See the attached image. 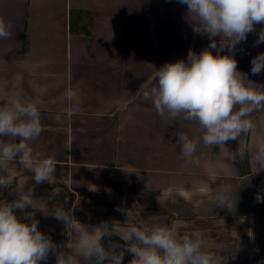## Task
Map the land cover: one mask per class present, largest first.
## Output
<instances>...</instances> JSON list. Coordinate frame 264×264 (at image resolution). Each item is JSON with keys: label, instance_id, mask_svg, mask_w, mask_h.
<instances>
[{"label": "crops", "instance_id": "1", "mask_svg": "<svg viewBox=\"0 0 264 264\" xmlns=\"http://www.w3.org/2000/svg\"><path fill=\"white\" fill-rule=\"evenodd\" d=\"M69 11L90 15L89 35L70 33ZM0 17L12 32L0 39V98L13 92L24 101L40 98L44 131L29 143L57 161L51 184L36 185L18 163L0 168L8 182L0 202L23 196L30 205L16 214L34 216L38 230L57 245L76 241L52 216L57 204L72 210L89 231L109 221L120 232L126 221L120 208L130 209L141 223L167 225L181 235L200 233L216 264H264V202L256 201L264 190V169L252 159L264 144V111L251 115L253 133L225 147L201 141L194 155L199 162L189 164L176 133L192 138L203 130L195 121L162 118L139 94L154 84L152 74L165 63L187 59L190 51L198 54L211 42L194 31L187 5L177 0H0ZM261 27L255 25L234 52L238 70L257 87L264 86V71L253 75L251 60L264 52V43L256 44ZM212 39L219 45L220 37ZM68 89L80 101L74 115L65 98ZM133 95L135 101L122 110ZM226 187L236 202L234 211L216 206L217 193ZM54 190L59 193L50 199ZM111 240L121 247L125 243L118 235ZM131 259L126 252L123 264ZM55 260L50 254L42 264Z\"/></svg>", "mask_w": 264, "mask_h": 264}, {"label": "clouds", "instance_id": "2", "mask_svg": "<svg viewBox=\"0 0 264 264\" xmlns=\"http://www.w3.org/2000/svg\"><path fill=\"white\" fill-rule=\"evenodd\" d=\"M187 5V13L195 20L194 31L207 34L210 43L196 54L189 52L187 60L168 62L156 70L150 88L139 92L144 101L151 104L162 118L195 121L203 130L202 136L190 138L176 133V143L186 163H198L194 159L198 145L225 147L228 141L239 140L242 134H251L256 124L251 115L264 111V86L257 87L246 73L238 70L234 58L236 46L245 42L255 25H264V0H177ZM11 25L0 17V39L11 38ZM220 37L219 45L212 39ZM221 41L224 43L221 44ZM264 43V27H261L256 44ZM227 49L228 54L220 52ZM211 49L216 50L213 55ZM264 71V52L251 60V73ZM65 98L71 102L69 115L79 112L77 93L68 89ZM136 95L125 101L121 108L133 103ZM36 97L22 100L18 92L0 98V168L12 163L32 174L36 185L52 183L57 161L34 151L30 141L39 138L44 131ZM56 119L61 120V116ZM5 137L16 138V143H6ZM241 159L244 151L239 152ZM259 169H264V144L252 154ZM8 188L4 176H0V190ZM59 192L54 190L50 199ZM264 190L258 192L256 201L264 202ZM32 194V192H30ZM67 199V198H66ZM66 202V200H65ZM30 204L23 197L12 202H0V264H42L49 255H55V264H81L91 260L94 264H123L125 253L132 255L129 264H216V255L203 245L200 233L181 235L174 228L163 224L141 223L130 209H120L126 216L120 232L112 230L113 224L104 221L89 231L62 204H57L54 216L65 226L67 233H74L75 243L57 245L51 237L38 230V221L32 215L18 216L16 210H24ZM230 187L216 195V206L234 211ZM30 221V222H25ZM118 235L123 247L111 240ZM108 240L107 247L104 240Z\"/></svg>", "mask_w": 264, "mask_h": 264}, {"label": "trees", "instance_id": "3", "mask_svg": "<svg viewBox=\"0 0 264 264\" xmlns=\"http://www.w3.org/2000/svg\"><path fill=\"white\" fill-rule=\"evenodd\" d=\"M79 15V17H77ZM80 23V25H78ZM91 26V17L89 14H79L78 11H69V31L75 34L89 35V32L85 31V26Z\"/></svg>", "mask_w": 264, "mask_h": 264}, {"label": "rangeland", "instance_id": "4", "mask_svg": "<svg viewBox=\"0 0 264 264\" xmlns=\"http://www.w3.org/2000/svg\"><path fill=\"white\" fill-rule=\"evenodd\" d=\"M147 11H148V16H152L153 10L148 8ZM184 60L186 61L187 59H184Z\"/></svg>", "mask_w": 264, "mask_h": 264}]
</instances>
